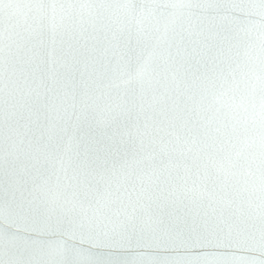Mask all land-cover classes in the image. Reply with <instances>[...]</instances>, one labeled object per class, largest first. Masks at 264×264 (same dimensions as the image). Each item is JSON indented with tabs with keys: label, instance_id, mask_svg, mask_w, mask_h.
<instances>
[{
	"label": "snow or ice",
	"instance_id": "1",
	"mask_svg": "<svg viewBox=\"0 0 264 264\" xmlns=\"http://www.w3.org/2000/svg\"><path fill=\"white\" fill-rule=\"evenodd\" d=\"M16 7L0 20V264H264V0Z\"/></svg>",
	"mask_w": 264,
	"mask_h": 264
},
{
	"label": "water",
	"instance_id": "2",
	"mask_svg": "<svg viewBox=\"0 0 264 264\" xmlns=\"http://www.w3.org/2000/svg\"><path fill=\"white\" fill-rule=\"evenodd\" d=\"M20 0H12V6L11 7H5L0 8V20L7 21L9 18L15 22L17 20H22V12L16 7V4L19 3ZM105 2L112 3V4H123L128 2V0H105ZM137 3L139 2H145V3H151L152 0H136ZM8 3V0H5V4ZM122 15V12H121ZM255 55V53H253ZM3 85L0 84V88H2ZM159 96V93L157 94ZM4 95L2 92H0V156L3 155L4 149L7 147L8 144V136L11 135L9 131V123L5 122V115H4V104H3ZM162 103L159 101H153L151 94H148L146 98L145 103V109L146 113L148 115H151L153 117V121L156 124H159V126L164 127L165 125L160 123L162 120V117L159 116V112L161 110ZM153 121H149L150 124H153ZM12 123L13 127H16L14 121L10 122ZM21 125L24 123L23 121L20 122ZM199 128V125L197 126ZM18 131L23 134L25 132V129L23 127H19ZM234 156V152H233ZM218 160L222 159V157H217ZM3 161L0 160V181L3 179ZM215 174V173H213ZM183 176V170H177V169H170L168 172L164 174V176L160 177L159 179H164L170 176L172 183H177V176ZM153 181H157V177L153 176L151 179L148 177H145V183L149 184ZM191 181H189L190 183ZM82 195V194H81ZM80 246V245H77ZM85 249H90L95 254H103L105 256L108 255H114L119 256L122 259H131L134 257H142L144 259H147L150 256H158V257H164L169 255H174L173 253L165 252L163 250H157L154 248H133L131 250H120L119 252H110L108 249H95L92 248L89 244L82 245ZM3 251V247L0 246V252ZM237 255H246L245 253H237ZM50 257H56L58 258V253L54 249H48L45 251L44 254H33L27 251H23L22 249L17 251L15 253L14 258L22 260V261H39L42 259H48Z\"/></svg>",
	"mask_w": 264,
	"mask_h": 264
}]
</instances>
